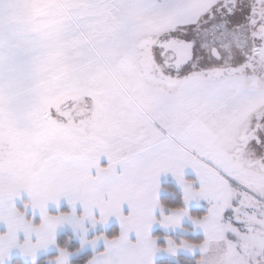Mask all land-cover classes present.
I'll list each match as a JSON object with an SVG mask.
<instances>
[{"label": "snow or ice", "instance_id": "snow-or-ice-1", "mask_svg": "<svg viewBox=\"0 0 264 264\" xmlns=\"http://www.w3.org/2000/svg\"><path fill=\"white\" fill-rule=\"evenodd\" d=\"M0 264H264V0H0Z\"/></svg>", "mask_w": 264, "mask_h": 264}]
</instances>
